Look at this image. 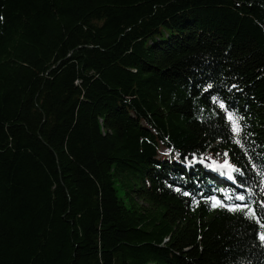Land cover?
Here are the masks:
<instances>
[{"label": "trees", "instance_id": "trees-1", "mask_svg": "<svg viewBox=\"0 0 264 264\" xmlns=\"http://www.w3.org/2000/svg\"><path fill=\"white\" fill-rule=\"evenodd\" d=\"M262 234L264 0H0V264H264Z\"/></svg>", "mask_w": 264, "mask_h": 264}, {"label": "rangeland", "instance_id": "rangeland-1", "mask_svg": "<svg viewBox=\"0 0 264 264\" xmlns=\"http://www.w3.org/2000/svg\"><path fill=\"white\" fill-rule=\"evenodd\" d=\"M206 161H208L211 167L227 166L229 170L231 168V164L226 159L218 158L213 155H209ZM230 172L231 170L228 172L229 175H231Z\"/></svg>", "mask_w": 264, "mask_h": 264}, {"label": "snow or ice", "instance_id": "snow-or-ice-1", "mask_svg": "<svg viewBox=\"0 0 264 264\" xmlns=\"http://www.w3.org/2000/svg\"><path fill=\"white\" fill-rule=\"evenodd\" d=\"M220 107H221V108H224V105L221 104ZM229 119H232V117L230 116ZM234 131H237V132H238V131H239L238 127H235V126H234ZM240 199H243V197H240ZM213 206L215 207L216 205L214 204ZM260 239H261V240H264V234H262V235L260 236Z\"/></svg>", "mask_w": 264, "mask_h": 264}]
</instances>
